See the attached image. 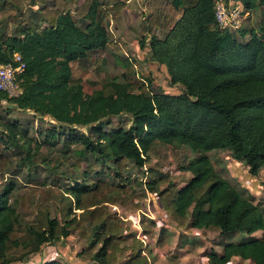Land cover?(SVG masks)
Returning a JSON list of instances; mask_svg holds the SVG:
<instances>
[{"label":"trees","instance_id":"obj_1","mask_svg":"<svg viewBox=\"0 0 264 264\" xmlns=\"http://www.w3.org/2000/svg\"><path fill=\"white\" fill-rule=\"evenodd\" d=\"M29 1L42 7L43 24L16 16L21 0L3 2L15 31L13 36L0 32V64H11L20 54L27 68L20 78L23 95L11 100L0 92V102L12 101L18 109L51 118L56 126L46 142L67 136L65 148L76 145L79 156L94 163L80 174L81 183L76 180L65 190L58 181L38 180L34 189L17 194L18 180L10 175L12 161L4 145L19 147L26 131L18 122L3 121L0 264L25 263L76 232L83 233L89 244L84 254L94 264H120L126 255V264H152L146 240L171 223L220 235L263 232L260 239L227 244L221 254L212 251L207 258L208 264H264V211L222 178L207 155L229 150L253 177L264 170V32L259 36L252 29L250 39L240 41L235 32L221 31L215 0H149L152 60L165 66L171 83L184 92H153L148 82L112 81L94 83L88 94L79 62L107 48L112 40L107 21L131 0ZM226 2L241 5L244 13L264 5V0ZM156 30L165 37L158 38ZM237 33L241 39L248 35L244 29ZM122 115L130 116L131 125L106 131L109 119ZM77 129H89L91 135ZM181 148L199 155L191 161L177 158L188 178L173 176L162 159L165 150ZM129 164L146 170L144 186L158 204L145 205L135 196L131 178L124 177ZM110 169L118 183L104 177ZM118 205L139 211L134 218L141 232L135 231L131 244L127 219L110 209ZM152 209L162 210L155 219L144 215ZM23 215L33 219L24 222Z\"/></svg>","mask_w":264,"mask_h":264},{"label":"rangeland","instance_id":"obj_2","mask_svg":"<svg viewBox=\"0 0 264 264\" xmlns=\"http://www.w3.org/2000/svg\"><path fill=\"white\" fill-rule=\"evenodd\" d=\"M3 2L4 0H0V32L13 36L15 25L11 24L9 10L3 6ZM21 2L22 7L17 10L16 16L26 15L30 20L41 24L39 10L42 7L32 5L29 0H21ZM148 2L149 0H131L128 2L126 8L117 18L107 21L108 29L112 35L111 43L107 48L91 53L87 60L79 62L78 67L82 70L83 75L87 77L85 82L86 93L91 94L93 92L94 83L112 81L135 84L148 82L153 92H165L173 95L184 92L182 86H174L171 83L166 67L152 60L150 45L153 37L147 31ZM75 7L76 5H73L71 8L74 10ZM247 14L248 16L241 30H246L248 35L245 39H241L240 33L235 32L240 41L249 40L252 29L259 36H262L264 32V5L258 4L256 9ZM155 34L158 38L165 37V34L159 30H156ZM3 121L18 122L20 128L26 131L17 141L19 147H13L11 143L10 146L4 145V154L9 156L12 161L10 175L18 180L17 194L31 191L34 189V183L38 180L49 185L53 181H58L62 189L65 190L76 180L81 183L83 180L79 178L80 174L88 168L90 163H94L93 160L82 159L76 145H73L71 150L66 149L64 142L67 136L60 137L54 143L46 142L50 129L56 126V123L49 117L40 118L31 111L18 109L12 101L3 100L0 102V132L4 130ZM108 122L106 131L110 132L121 125L129 127L132 120L130 116L122 115L112 117ZM76 132L91 135L89 129H77ZM6 135L4 133V136ZM164 153L162 159L168 165L169 168H167L170 169L173 176L191 177L189 173L182 170L181 167L184 164H180L177 158L191 161L196 159L199 156L198 154L190 152L187 148H181L180 150L168 149ZM30 155L31 157L28 158ZM207 155L222 178L252 197L255 204L264 211V170L257 177H253L250 174V169L244 163L235 160L229 150L213 151ZM168 157L170 159L169 163L166 162ZM153 163H155V160ZM98 171L102 172L101 169ZM113 175L114 173L110 169L104 174V177L110 183H113V181L118 183L114 180ZM124 177L131 178L130 185L135 191V196L142 201L141 203L149 206H152V203H157L147 193L144 186L146 170L140 171L129 164L125 168ZM110 209L113 213H118L121 217L127 219L126 223L131 229L127 233V238L129 244H131V236L136 235L135 231L141 229L139 222L134 218L139 211L129 208L123 209L120 205ZM161 211L160 209H152L146 214H150L148 217H153L152 214L157 217ZM54 216L56 217L58 214L54 213ZM32 219L33 216L23 215L24 222ZM82 235L83 233L76 232L68 239L44 247L40 253L32 256L27 262H16L14 264H41L50 261L94 264L84 254L89 248V244L85 242ZM262 235L263 232H257L252 236L240 233L220 235L217 232L207 231L200 233L196 230L178 229L174 223H171L167 228L156 229V232L146 240L149 248L147 256L152 264H208L207 257L212 251L220 254V251L227 244L260 239ZM128 258L129 255L122 256L118 262L126 264ZM232 264L239 263L235 261Z\"/></svg>","mask_w":264,"mask_h":264},{"label":"built area","instance_id":"obj_3","mask_svg":"<svg viewBox=\"0 0 264 264\" xmlns=\"http://www.w3.org/2000/svg\"><path fill=\"white\" fill-rule=\"evenodd\" d=\"M215 16L221 31L238 32L242 29L248 14L244 13L241 5L228 6L226 0H215ZM26 68V63L20 54L15 55L13 63L0 64V92L6 94L11 100L21 97L24 91L20 85V78L24 75ZM144 215L148 217L150 214L144 213ZM152 216L149 218L155 219L153 214Z\"/></svg>","mask_w":264,"mask_h":264},{"label":"crops","instance_id":"obj_4","mask_svg":"<svg viewBox=\"0 0 264 264\" xmlns=\"http://www.w3.org/2000/svg\"><path fill=\"white\" fill-rule=\"evenodd\" d=\"M197 231H199L200 233H202V230H196V232ZM194 234H196V233H194ZM223 252V249H222V251H220V254Z\"/></svg>","mask_w":264,"mask_h":264}]
</instances>
